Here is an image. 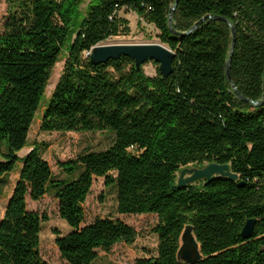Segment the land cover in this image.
Segmentation results:
<instances>
[{
	"label": "trees",
	"instance_id": "trees-1",
	"mask_svg": "<svg viewBox=\"0 0 264 264\" xmlns=\"http://www.w3.org/2000/svg\"><path fill=\"white\" fill-rule=\"evenodd\" d=\"M11 0L0 34V182L23 164L0 223V264H48L41 256L44 215L28 208L53 194L73 231L56 243L68 264H95L99 251L133 245L137 231L119 219L85 222L94 181L116 185L121 215H156L158 256L133 264H180L193 225L203 259L196 264H264V0ZM159 31L177 54L174 74L148 77L128 57L94 65L90 53L130 32L122 10ZM173 15V32L170 16ZM197 29L194 26L206 18ZM235 29L231 78L228 76ZM68 50L43 114V132H111L102 152L61 162L57 178L39 148L25 158L52 70ZM230 165L239 181L175 188L186 167ZM116 173V176L113 175ZM244 183L243 186H240ZM257 221L252 238L242 232Z\"/></svg>",
	"mask_w": 264,
	"mask_h": 264
},
{
	"label": "rangeland",
	"instance_id": "rangeland-1",
	"mask_svg": "<svg viewBox=\"0 0 264 264\" xmlns=\"http://www.w3.org/2000/svg\"><path fill=\"white\" fill-rule=\"evenodd\" d=\"M11 0H0V34L4 30V22L9 14ZM93 0H84L80 6L82 17L86 15L88 7ZM119 17L129 22L130 32L113 37L102 45H145L161 44L159 31L153 26L142 22L138 15L129 10H122ZM68 50H65L59 62L52 70L49 85L42 99L41 108L37 113L29 135L28 147L39 148L42 157L49 162L54 175L63 178L64 173L59 167L61 162L76 159L87 151L102 152L111 147L114 142V134L111 132H43L41 129L43 114L50 105L54 90L63 74ZM159 66L154 62H148L143 66V71L148 77L158 75ZM25 149V150H26ZM23 167L19 163L17 170L0 182V223L5 215L9 199L19 180ZM180 172L177 174V178ZM116 176V173H113ZM204 181L194 185H203ZM85 222L83 227L95 222L97 219H119L132 226L138 233L133 245L120 243L111 251H99V257L95 264H133L140 258L158 256L159 239L153 233L159 219L156 215H121L118 212L117 187L106 186L104 178L94 181L92 192L85 203ZM28 208L31 211L48 218L42 224L41 231V256L48 264H68L58 249L57 239L68 235L73 229L60 218L59 202L53 194L46 195L43 199L33 202L28 198Z\"/></svg>",
	"mask_w": 264,
	"mask_h": 264
},
{
	"label": "water",
	"instance_id": "water-1",
	"mask_svg": "<svg viewBox=\"0 0 264 264\" xmlns=\"http://www.w3.org/2000/svg\"><path fill=\"white\" fill-rule=\"evenodd\" d=\"M178 1L172 8V13L176 10ZM225 20L224 18H214L212 16H207L206 18L199 21L193 28L197 29L207 20ZM226 21V20H225ZM170 27L173 32V15L170 16ZM233 30L234 40L232 45L231 56L227 65V76L239 98L247 103H253L254 106H259L257 102H251L242 97V95L237 90L236 85L233 83L231 78V65L232 56L235 48V29L231 25ZM122 57H128L136 62V67L138 71H142L143 66L148 62H154L159 66V71L164 78H169L174 74V62L176 60L177 54L169 49L164 44H145V45H99L96 46L90 53L91 62L94 65L106 64L112 60H120ZM31 150H23L20 154V158H25L29 155ZM215 178H227L230 181H239L240 176L234 173L230 165H220V164H209L205 167H186L181 170L175 188H187L197 182L205 181L206 183H212ZM241 183L240 186H243ZM257 221L254 219L249 220L242 232V236L245 239H250L253 237ZM194 226L187 225L182 236H181V247L178 251V261L180 264H196L203 259V254L201 252V246L197 241L194 233Z\"/></svg>",
	"mask_w": 264,
	"mask_h": 264
},
{
	"label": "built area",
	"instance_id": "built-area-1",
	"mask_svg": "<svg viewBox=\"0 0 264 264\" xmlns=\"http://www.w3.org/2000/svg\"><path fill=\"white\" fill-rule=\"evenodd\" d=\"M90 55V54H89Z\"/></svg>",
	"mask_w": 264,
	"mask_h": 264
},
{
	"label": "crops",
	"instance_id": "crops-1",
	"mask_svg": "<svg viewBox=\"0 0 264 264\" xmlns=\"http://www.w3.org/2000/svg\"><path fill=\"white\" fill-rule=\"evenodd\" d=\"M120 14V13H119Z\"/></svg>",
	"mask_w": 264,
	"mask_h": 264
}]
</instances>
